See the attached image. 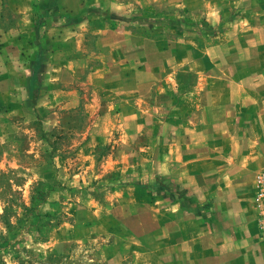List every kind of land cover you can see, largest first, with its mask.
Listing matches in <instances>:
<instances>
[{"label":"rangeland","instance_id":"rangeland-1","mask_svg":"<svg viewBox=\"0 0 264 264\" xmlns=\"http://www.w3.org/2000/svg\"><path fill=\"white\" fill-rule=\"evenodd\" d=\"M264 0H0V264H264Z\"/></svg>","mask_w":264,"mask_h":264},{"label":"built area","instance_id":"built-area-1","mask_svg":"<svg viewBox=\"0 0 264 264\" xmlns=\"http://www.w3.org/2000/svg\"><path fill=\"white\" fill-rule=\"evenodd\" d=\"M259 227L264 234V171L257 177Z\"/></svg>","mask_w":264,"mask_h":264}]
</instances>
